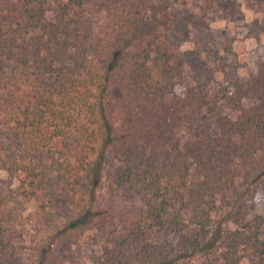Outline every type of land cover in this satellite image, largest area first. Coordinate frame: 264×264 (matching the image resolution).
I'll return each instance as SVG.
<instances>
[{"label":"trees","instance_id":"1","mask_svg":"<svg viewBox=\"0 0 264 264\" xmlns=\"http://www.w3.org/2000/svg\"><path fill=\"white\" fill-rule=\"evenodd\" d=\"M180 21L169 0H0V264L21 260L31 201L45 240H89V264H264V214L239 223L264 187V60L176 93ZM101 183L129 184L142 208L109 220Z\"/></svg>","mask_w":264,"mask_h":264},{"label":"rangeland","instance_id":"2","mask_svg":"<svg viewBox=\"0 0 264 264\" xmlns=\"http://www.w3.org/2000/svg\"><path fill=\"white\" fill-rule=\"evenodd\" d=\"M180 17V24L169 30L182 59V70L175 79V92L181 94L196 81L206 93H214L233 80H245L257 64L264 60V1L263 0H169ZM255 102L245 100L244 106ZM214 114H207L213 133L217 126ZM7 174L0 171V185L6 186ZM99 206L115 215L109 220L124 224L131 217L130 212L142 208L137 194L129 184L119 191L110 192L101 183L97 190ZM36 202H26L21 213L17 234L19 248L15 264H32L38 258V251L47 249L56 264H89L91 247L85 237L76 244L62 239L45 240L33 214ZM264 214V187L255 188L254 198L243 203L239 209V223L245 224ZM233 229L231 223L225 225ZM264 230L261 231V235ZM179 234L169 232L166 245L175 248ZM17 241V240H16ZM49 242V243H48ZM201 259L190 262L199 264ZM245 264V263H242Z\"/></svg>","mask_w":264,"mask_h":264}]
</instances>
